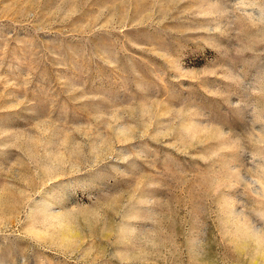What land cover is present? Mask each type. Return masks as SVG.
<instances>
[{
	"label": "rangeland",
	"instance_id": "374dc122",
	"mask_svg": "<svg viewBox=\"0 0 264 264\" xmlns=\"http://www.w3.org/2000/svg\"><path fill=\"white\" fill-rule=\"evenodd\" d=\"M0 264H264V0H0Z\"/></svg>",
	"mask_w": 264,
	"mask_h": 264
}]
</instances>
